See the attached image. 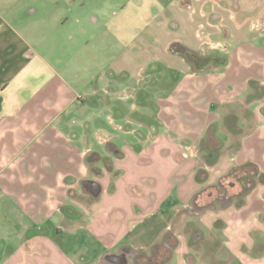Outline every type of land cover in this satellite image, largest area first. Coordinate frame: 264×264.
Masks as SVG:
<instances>
[{
	"label": "crops",
	"instance_id": "crops-1",
	"mask_svg": "<svg viewBox=\"0 0 264 264\" xmlns=\"http://www.w3.org/2000/svg\"><path fill=\"white\" fill-rule=\"evenodd\" d=\"M21 1L17 7L0 0V264H48L42 223L80 217L73 206L74 187L82 188V168L92 154L111 164L101 179L88 178L102 190L91 203L103 191L110 196L112 187L101 185L108 177L115 178L111 198L127 197L106 215L120 229L115 241L122 245L116 251L105 246L103 255L122 248L150 255L167 237L175 247L165 264L175 257L177 264H264V181L258 177L247 194L199 214L215 213L207 221L210 233L179 219L197 193L217 185L232 169L253 164L264 176V52L242 76L235 70L239 90L222 92L241 107L240 115L230 107L218 120L210 108L222 96L214 92L221 78L212 71L233 60H211L197 68L169 50L175 43L188 50L202 45L216 50L220 35L235 37L242 29L233 25L230 5L175 0L166 8L156 0H135L134 17L123 14L122 6L105 23L118 51L97 74L87 69L82 75L79 68L58 65L81 60L75 46L81 21L92 28L100 24L97 12H79V4L89 0ZM117 21L120 25L111 29ZM54 29L62 36L53 37ZM58 41L70 49L66 62L47 52ZM108 41L103 38L106 49ZM250 47L264 51V46ZM207 53L198 56L219 59ZM238 115L242 125L225 126L226 117L238 120ZM210 127L217 140L219 131L224 134L213 162L202 148ZM234 138L237 144L231 146ZM224 157L230 158L227 170L218 171L217 182L192 192L186 204L185 191L171 184L175 178L184 181L182 164L193 160L189 173L196 178L199 169L208 170ZM208 178H196V184ZM194 232L199 238L192 242ZM201 240L205 250L192 251Z\"/></svg>",
	"mask_w": 264,
	"mask_h": 264
},
{
	"label": "rangeland",
	"instance_id": "rangeland-1",
	"mask_svg": "<svg viewBox=\"0 0 264 264\" xmlns=\"http://www.w3.org/2000/svg\"><path fill=\"white\" fill-rule=\"evenodd\" d=\"M149 1L150 0H144V4H147ZM156 1H159L161 6L165 5L167 8V6H169V4L174 2L175 0ZM216 1H218V3L222 5L224 4V6L230 5V15L232 18L231 20L234 23L233 25H235V23L239 24L242 30L240 33L236 32L235 37L231 38L220 35L218 37L219 47H217L216 50L205 48L210 45H202L197 48V50L191 51L196 55H204L207 52L212 53L213 55H219V59L217 60V62L220 64H223V59L225 58H227L228 60H233V62H230V65L228 67H220L216 72L212 71V75H215L216 77L219 76L221 78V83H219L218 88L214 92H221L222 96L212 101V108H210L211 112L212 110H215L214 114L219 120L222 118L223 113L230 107L236 108L238 114L240 115L241 107L238 106V104H234L233 97L223 95L222 93L226 88H231L233 92L240 89L237 88V82L233 81L235 79L234 75L236 74L235 70L241 69L242 71H240V74L242 76L244 74V68H247V64L259 63L260 60H262V57H260L259 54L264 51H252L250 50V46H264V0ZM134 2L135 0H89L86 3H80V8H78L79 12L86 13L88 12V10L97 12L96 14L98 15L100 24L97 28H92L85 22L81 21L78 27L79 36L77 41L75 42L76 48H80L81 50L79 54L81 60L78 62V64L77 62L72 61V63L70 62L66 65L58 66L60 68L63 67L65 69H68L69 71L74 70L75 68H79L82 75L87 69L89 72H94L95 74H97L108 62L110 55H114V53L117 52L119 48L114 32L111 30L110 33H108V28L107 26H105V23L107 25V21L110 18L109 14L115 11L120 12L122 6H124L126 7V12L123 14H132L134 17V15L136 14L134 11ZM8 3L15 4L18 7V5L22 3V1L8 0ZM119 25L120 22L117 21L115 24L111 25V29L114 28V26L118 27ZM129 25L131 24L129 23ZM233 28H231V30H233ZM64 30L66 29L64 28L63 31ZM54 31L56 32V29H54ZM84 32L85 34H87L85 35L88 41L87 44H85L86 39H84V37L82 36L84 35ZM62 34L63 33L57 34L56 32L55 34L53 33L52 36L61 37ZM65 35L68 34L66 33ZM103 38H105V42L109 39V49H106V47L102 45ZM56 44V47H54V43L49 44L52 47L48 48L47 52L50 53V56L52 58L60 57L62 62H66L68 59L67 55H69L70 53V49L63 46V42L60 43L58 41ZM91 53H94V55ZM181 56L187 59L185 56ZM87 63H90L89 66L87 65ZM245 89L248 90V87L245 86ZM246 117H248L247 114ZM226 120L230 124H232L233 127L237 126L236 123L242 125V119L240 116L238 120H233L232 118H230V116H228V119ZM226 127L224 128V130H226ZM217 138L218 142L224 139V134L222 131H219L217 133ZM230 144L231 146L237 144V138L232 139ZM229 159V157H224L220 161H218V164H216L215 166L211 165L208 170H205L209 178L204 181L203 185L196 184L195 176L189 173V169H191L193 165H196V163H193V160H186L185 163L182 164V170L179 173V176L185 177L184 181L180 183L177 178H175L173 179V182H171V184H173L176 191H185V193L183 194V198L186 204H188L192 195L194 194L192 192H194L198 188L217 182L218 171L227 170L228 166L231 164ZM105 161L106 160L101 158L98 154L95 157L88 159L87 162L84 163L82 168L83 175L86 177V179H101L106 168H109L108 164H111L110 162L107 163ZM206 167L207 166L205 165V168ZM114 180L115 178L108 177L101 182L103 189L107 190V188H110L111 186L112 188L110 189H112V191H110V196H108L106 192L104 193L103 191L99 200L93 203H91L93 201L92 197L84 189L75 186L74 192L78 194V201L74 198L73 206H75L77 210L81 212L80 217H64L61 220H49L42 223L47 230V235L43 237V239L45 240L43 242V246L47 250L48 264H103L100 259L104 254L103 251L105 246H114V250L116 251L122 245V243L120 244L115 241V239L121 232L120 229H115L114 223L111 222L112 220H108V218L106 217L108 209L110 207L115 205L118 201H123L127 198L124 194L119 195L115 199L111 198V196L113 195L111 193L113 192L112 183L114 182ZM143 182L145 184L149 183L148 179ZM227 183L228 182H226V184ZM69 200L68 203L70 202ZM88 203L91 204H89L87 210L79 209L80 206L82 207ZM115 214L116 210H114L110 215L111 219L115 216ZM214 214V212L208 211L203 215L201 214L193 216L190 215L187 210H185L179 214V219L185 220L186 225H188L190 229H199L207 234V232L210 233V231L208 230L207 221H209V219ZM207 237L208 235H205V239ZM205 248V242L201 240L192 249V251L197 250L203 252ZM177 261L178 260L175 257L171 264H177ZM42 262L43 263L41 264L45 263L44 261Z\"/></svg>",
	"mask_w": 264,
	"mask_h": 264
},
{
	"label": "flooded vegetation",
	"instance_id": "flooded-vegetation-1",
	"mask_svg": "<svg viewBox=\"0 0 264 264\" xmlns=\"http://www.w3.org/2000/svg\"><path fill=\"white\" fill-rule=\"evenodd\" d=\"M244 188L245 185L242 182L230 180L223 186L215 185L212 188L203 189L194 196V201L189 204L186 210L190 215H199L208 208H217L220 204L230 203L236 197L242 196L245 193ZM174 247L175 242L166 237L162 243L153 246L150 255L136 253L131 248H122L115 253L119 256L115 258L113 264H123L122 255L126 256L127 264H165Z\"/></svg>",
	"mask_w": 264,
	"mask_h": 264
},
{
	"label": "trees",
	"instance_id": "trees-1",
	"mask_svg": "<svg viewBox=\"0 0 264 264\" xmlns=\"http://www.w3.org/2000/svg\"><path fill=\"white\" fill-rule=\"evenodd\" d=\"M169 50L172 53L185 56L189 61L194 63V65L197 68L201 67V66L203 67L205 64H207L211 60H213V61L218 60L216 58L201 59L194 52L182 47L178 43L172 44L169 47ZM259 95H261V93ZM226 119H228V117ZM226 119H225L226 126L229 127L230 130H232L231 124ZM219 147H220V144L215 137V129L213 127L208 128L207 133H206V135L203 139V142H202V148L207 151L208 158L210 161H212V162L214 161V159L216 157V152L219 149ZM95 156H96L95 154H92L87 158V160L90 158H93ZM206 175H207V173L205 170L199 169L197 171L196 178H197V180L202 181L206 178ZM256 177H258L260 180L264 181V176L259 173V170L255 165L246 164V165H243L241 167H237V168L232 169L229 172V175L225 179L221 180L217 184V186H223L224 183H226L230 180H236V181L242 182L245 185V188H244L245 193L243 194V195H245L253 187L254 179Z\"/></svg>",
	"mask_w": 264,
	"mask_h": 264
},
{
	"label": "water",
	"instance_id": "water-1",
	"mask_svg": "<svg viewBox=\"0 0 264 264\" xmlns=\"http://www.w3.org/2000/svg\"><path fill=\"white\" fill-rule=\"evenodd\" d=\"M81 186L82 188L93 198V199H97L101 193V186L98 182L92 181V180H83L81 182ZM194 201V197L191 200V203ZM190 203V204H191ZM203 212V211H202ZM201 212V213H202ZM200 214V213H199ZM199 238V234L197 232H194L192 237H191V241L195 242L197 241ZM119 255L115 254V253H106L105 255L102 256L101 258V262L103 264H113V261L115 260V258H117ZM122 260H123V264H127V258L125 255L121 256Z\"/></svg>",
	"mask_w": 264,
	"mask_h": 264
}]
</instances>
